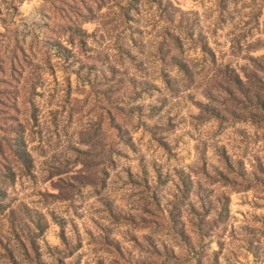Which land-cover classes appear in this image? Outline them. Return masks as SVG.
Instances as JSON below:
<instances>
[{
    "label": "rangeland",
    "instance_id": "obj_1",
    "mask_svg": "<svg viewBox=\"0 0 264 264\" xmlns=\"http://www.w3.org/2000/svg\"><path fill=\"white\" fill-rule=\"evenodd\" d=\"M17 126L0 264H264V0H0Z\"/></svg>",
    "mask_w": 264,
    "mask_h": 264
},
{
    "label": "trees",
    "instance_id": "obj_2",
    "mask_svg": "<svg viewBox=\"0 0 264 264\" xmlns=\"http://www.w3.org/2000/svg\"><path fill=\"white\" fill-rule=\"evenodd\" d=\"M10 128L11 133H15L14 137H9L10 139H8V141L4 140L0 143V157L3 159V167H1L0 171V186L4 182L15 180L16 175L14 174V171H11L10 173L9 169H5L6 165V168H9L8 164L10 158L12 160H15L23 169H25V172L32 167V158L28 153L22 130L19 129L18 126L14 129L13 127ZM223 156L225 158L226 163L230 164L228 157L225 156V154ZM8 172L10 174H8Z\"/></svg>",
    "mask_w": 264,
    "mask_h": 264
}]
</instances>
